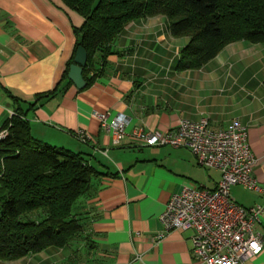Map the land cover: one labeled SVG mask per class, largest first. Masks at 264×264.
<instances>
[{"label": "crops", "instance_id": "crops-1", "mask_svg": "<svg viewBox=\"0 0 264 264\" xmlns=\"http://www.w3.org/2000/svg\"><path fill=\"white\" fill-rule=\"evenodd\" d=\"M84 21L63 0H0V128L20 108L33 137L81 153L97 171L88 194L75 204L84 238L19 260L202 264L192 256V230L156 237L164 232L159 217L173 193L191 184L214 189L221 171L200 166L186 147L144 145L135 131H165L183 118L203 116L222 129L239 119L256 159L254 175L264 184V43L236 41L201 68L180 71L176 66L189 38L171 35L165 16L141 18L126 25L108 52H97L100 75L79 89L67 71ZM95 112L108 120L127 115L124 137L117 142ZM231 195L244 206L264 205L262 195L241 185ZM259 228L264 232V215ZM245 264H264V251Z\"/></svg>", "mask_w": 264, "mask_h": 264}, {"label": "trees", "instance_id": "trees-1", "mask_svg": "<svg viewBox=\"0 0 264 264\" xmlns=\"http://www.w3.org/2000/svg\"><path fill=\"white\" fill-rule=\"evenodd\" d=\"M63 1L85 18L76 30L77 48L85 47L88 54L83 69L85 88L100 75L95 69L97 52H108L126 25L141 18L165 16L171 35L189 38L176 66L180 71L201 68L230 43H264V0ZM56 91L40 94L37 99L51 97ZM15 112L4 125L12 124L0 149L3 261L82 240L84 225L75 204L88 194L97 174L81 153L33 137L24 112L20 108Z\"/></svg>", "mask_w": 264, "mask_h": 264}, {"label": "built area", "instance_id": "built-area-1", "mask_svg": "<svg viewBox=\"0 0 264 264\" xmlns=\"http://www.w3.org/2000/svg\"><path fill=\"white\" fill-rule=\"evenodd\" d=\"M16 115L10 113V118ZM101 125L113 130L116 141L125 135L129 123L127 115L120 113L111 120L107 114L95 112ZM12 124L0 128L1 141L10 133ZM135 135L144 145L186 147L204 168L221 171L218 186L210 189L191 184L173 193L159 220L164 232L192 230V256L202 264H245V259L264 251L262 224L264 205L244 206L231 195L232 187L241 185L264 197V184L254 175L256 159L248 141L247 127L239 119L222 129H213L210 118L198 120L183 118L173 129H137ZM87 141L88 136L81 134Z\"/></svg>", "mask_w": 264, "mask_h": 264}, {"label": "water", "instance_id": "water-1", "mask_svg": "<svg viewBox=\"0 0 264 264\" xmlns=\"http://www.w3.org/2000/svg\"><path fill=\"white\" fill-rule=\"evenodd\" d=\"M88 54L83 46H79L76 50L73 63L70 65L68 77L76 85L77 88L83 89L86 86V80L83 75V69L87 64Z\"/></svg>", "mask_w": 264, "mask_h": 264}, {"label": "rangeland", "instance_id": "rangeland-1", "mask_svg": "<svg viewBox=\"0 0 264 264\" xmlns=\"http://www.w3.org/2000/svg\"><path fill=\"white\" fill-rule=\"evenodd\" d=\"M162 16V15H161ZM33 216H35V214L33 215ZM88 251L89 252H92V251H94V249L93 248H88ZM84 252H86V251H84ZM94 256H95V251H94ZM24 263V261L22 260H15V261H11V262H9V261H3V260H0V264H23Z\"/></svg>", "mask_w": 264, "mask_h": 264}]
</instances>
